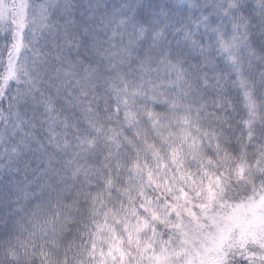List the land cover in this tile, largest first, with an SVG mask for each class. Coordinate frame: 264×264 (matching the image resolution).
<instances>
[{
	"label": "snow or ice",
	"instance_id": "snow-or-ice-1",
	"mask_svg": "<svg viewBox=\"0 0 264 264\" xmlns=\"http://www.w3.org/2000/svg\"><path fill=\"white\" fill-rule=\"evenodd\" d=\"M5 176L0 264H264V0H0Z\"/></svg>",
	"mask_w": 264,
	"mask_h": 264
},
{
	"label": "trees",
	"instance_id": "trees-1",
	"mask_svg": "<svg viewBox=\"0 0 264 264\" xmlns=\"http://www.w3.org/2000/svg\"><path fill=\"white\" fill-rule=\"evenodd\" d=\"M89 2V0H74V3L78 6L83 7ZM105 3L111 4L114 0H104ZM77 19H80L79 11L76 13ZM9 177H4V182L0 183V216L5 215L11 210L12 204L10 202V197L12 196L10 187L7 186V181Z\"/></svg>",
	"mask_w": 264,
	"mask_h": 264
}]
</instances>
